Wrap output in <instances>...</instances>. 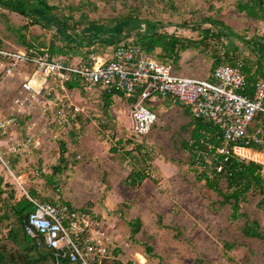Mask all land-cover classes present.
Masks as SVG:
<instances>
[{
	"label": "rangeland",
	"instance_id": "obj_1",
	"mask_svg": "<svg viewBox=\"0 0 264 264\" xmlns=\"http://www.w3.org/2000/svg\"><path fill=\"white\" fill-rule=\"evenodd\" d=\"M49 1L66 14L70 12L69 7L76 8L75 16L84 12L90 20L102 21L134 13L141 20L121 23L106 32L95 26L102 36L127 41H133L139 32L152 30L151 22L157 23L162 31H181L179 34L195 38L198 36L193 30L195 23L209 16L218 17L239 34L224 40L232 45L237 56L245 58L247 65L254 63L246 59L254 58L250 44L261 37L260 41H264V22L238 11L236 0ZM2 11L0 9V41L8 47L19 48L22 45L13 28L25 21L17 14ZM204 28L209 30L210 26L204 25ZM46 31L31 26L26 35L28 38L43 34L47 42L54 33ZM126 34L130 36L125 37ZM215 45L212 42L207 53L185 50L178 65L173 61L168 63L177 74L206 78L211 73V61L217 50ZM258 45L262 49L263 45ZM90 49L94 50L82 47L75 56L86 54L104 61L109 58L113 46L95 44ZM19 70L0 80L2 114L8 112L7 105L24 78V73L19 76ZM121 100H124L121 96L114 95L105 112L100 89L86 94L76 92L72 101L82 108V112L77 115L75 124L67 129L69 134L52 137L55 131L52 126L47 127L45 132L37 134L40 146L31 148L33 152L25 154V159L22 156L19 157L23 159L15 158L14 165L8 159L11 153H6L1 146L2 158L11 167V172L0 161L3 180L0 183L3 191L0 213L6 200L12 202L34 190L38 199L59 197L73 207L95 214L111 241L119 264H264V238L244 237L240 229L245 218L231 221L229 206L219 203L221 198L199 177L200 170L189 165L190 155L182 148V141L190 139L191 116L181 106L158 102L153 106L157 122L148 134L136 136L130 130L129 107ZM23 113L25 115L19 118L16 115L20 122L15 121L12 126L13 137L23 138L26 126L33 118L31 114ZM41 124L37 121L40 129ZM9 135L2 134L0 140H9ZM119 139L123 143L117 147ZM60 143L66 147L69 163L63 166L61 173H53ZM112 147H117L118 151L113 152ZM124 151H130V156ZM259 152L264 153V150ZM258 163L264 164L262 160ZM137 169H144L153 181L146 179L135 187L126 185L124 181L129 173ZM221 186H225L224 181ZM11 192L14 198L10 197ZM259 199L258 193L248 195L242 203V211L250 220H257L264 231V210L257 207ZM136 217L141 219V229L131 237L128 221ZM2 229L3 225L0 234L4 239L6 231ZM224 241H235L236 245L226 250ZM145 245L150 246V252L146 251Z\"/></svg>",
	"mask_w": 264,
	"mask_h": 264
},
{
	"label": "built area",
	"instance_id": "obj_2",
	"mask_svg": "<svg viewBox=\"0 0 264 264\" xmlns=\"http://www.w3.org/2000/svg\"><path fill=\"white\" fill-rule=\"evenodd\" d=\"M242 68L240 57L232 64H216L210 79L186 77L173 72L170 65L159 63L132 40L125 39L119 40L111 56L99 63L94 57L67 55L47 59L25 50L0 47V80L13 75L17 69L25 75L7 106V116L0 112V134H10L9 140H0V147L11 154L30 151L40 146L37 134L45 132L50 125L58 134L67 135V129L82 112L72 101L81 87L85 93L96 89L121 93L129 107L131 133L136 136L148 134L157 122V115L150 107L167 100L188 108L193 118L218 128L221 144L215 148L216 154L224 159L231 154L246 158L239 149L264 150V77L257 78L251 94L242 93L246 85ZM69 83L76 87H69ZM23 112L33 118L23 138L13 137L12 126L15 121L20 122L16 119L25 115ZM37 121L42 123L41 129ZM207 147L208 151L214 148L212 144ZM207 153L201 154L208 157ZM2 154L0 148V161L10 171ZM221 166L217 164V171ZM25 195L34 205L26 218L25 232L31 237H42L46 246L54 251L55 264L60 258L74 264H114L116 257L112 254L111 241L95 214L57 198L40 201L27 192Z\"/></svg>",
	"mask_w": 264,
	"mask_h": 264
},
{
	"label": "trees",
	"instance_id": "obj_3",
	"mask_svg": "<svg viewBox=\"0 0 264 264\" xmlns=\"http://www.w3.org/2000/svg\"><path fill=\"white\" fill-rule=\"evenodd\" d=\"M263 4L264 0H236V8L238 11L245 12L247 16L264 22ZM209 7H212V4H209ZM0 9L1 11L4 10L17 14L25 21V24L13 28L18 33V41L23 49L21 47H8L3 45L1 41L0 47L13 50H25L30 55L47 59L67 55L71 58H85L88 55L75 56L80 53L78 49L86 47L88 51H91L94 49L90 48L95 44L113 46L114 48L120 39L109 38L104 34L102 36L101 33L96 31L95 26H99L103 30L105 29L104 31L106 32L121 23L141 20L134 13L120 14L109 19H103L102 21L90 20L84 12L75 16L73 11L77 9L73 7H69L70 12L66 14L49 0H0ZM150 25L152 26V30L139 32L134 36L133 42L153 57L156 55L158 57H155L157 60L163 61L167 65H170L168 61H173L178 65L181 53L188 49H195L200 53H207L212 46V42L216 43L215 48L217 50L213 56V61H211V71L216 64H232L236 59L240 58L236 55L237 52L232 48V45L224 40L225 38L239 36V34L218 17L209 16L195 23L193 30L198 34L195 38L185 37L177 32L168 33L162 31L155 22H151ZM204 25L210 26V29H205ZM31 26H37L45 31L47 30L46 32L53 31L54 34H51L47 42L43 34L31 35L27 38L26 32ZM129 36V34L125 35V37ZM261 38L258 39L261 40ZM260 40H256L250 44L254 58L246 56L247 61H253L254 63L247 65L245 58H242V71L246 76V85L241 91L242 93L251 94L253 84L257 78L264 77V41ZM59 42L62 43L61 46L58 45ZM259 43L263 45L262 49L258 45ZM172 70L174 71L173 68ZM207 78L210 79L211 75ZM68 85L69 87H76L73 83H69ZM79 88L81 89L80 93L86 94L81 87ZM101 91L105 112H107V108L112 103V97L114 95L123 97L118 91ZM1 108L2 106L0 104ZM150 108L153 109L152 106ZM183 108L184 112L191 116L189 109L186 107ZM7 114L8 112H4L5 116ZM191 126L190 139L182 141V148L186 149L190 155L189 165L195 166L200 170L199 177L205 180V185L208 189L215 192L221 198L219 203L229 206V219L231 221H235L241 217L245 218L240 229L244 237L264 238V231L261 229L258 221L255 219L250 220L242 211V203L248 195L253 193L260 195L257 207L264 210V175L261 173L263 165L258 163L260 160L264 163V153L259 152L262 149L246 147L252 148L254 150L253 152H256L251 158L255 161L249 160L248 158H241L234 154L224 159V156L215 153V148L221 144L218 128L210 122L193 118L192 116ZM122 143L123 141L119 139L115 146L118 147ZM209 144L214 146L211 151H208L207 146ZM117 147H112L111 150L113 152L118 151ZM59 149L58 163L52 167L53 173H61L63 166L69 163L65 155L66 147L64 144L60 143ZM124 152L127 156L131 154L130 151ZM200 152H208V157H205V154H201ZM25 154H30V151H26L23 154H10L8 159L12 160L14 165L13 161L15 158L23 159ZM197 157L199 161H196ZM218 163L222 165L220 171H217L216 168ZM146 179L153 181L144 169H137L131 171L124 182L126 185L135 187L140 186ZM2 181V177H0V183ZM221 181H224V187L221 186ZM2 192L0 189V194ZM27 193L38 199L36 197L38 195L36 191L29 190ZM13 196L14 193L11 192L10 197L12 198ZM56 198L61 202L68 203L64 199ZM54 199L52 197L45 198L47 201H54ZM38 200L43 201L44 199ZM33 210L34 205L25 194L21 195L18 199H14L12 202L7 200L4 202L3 211L0 213V228L3 225L4 229L2 230L6 232L4 233V239H2V235L0 234V264H55L54 251L46 246L42 237H31L25 232L24 226L26 218ZM128 225L130 227V236L133 237L141 229V219L139 217L131 219L128 221ZM235 245V241L223 242V247L226 250L232 249ZM145 249L148 252L151 251L148 245H145ZM112 254L116 257L113 260L114 264H119L116 261L118 257L114 249H112ZM57 264L74 263L70 262L67 258H60Z\"/></svg>",
	"mask_w": 264,
	"mask_h": 264
},
{
	"label": "bare ground",
	"instance_id": "obj_4",
	"mask_svg": "<svg viewBox=\"0 0 264 264\" xmlns=\"http://www.w3.org/2000/svg\"><path fill=\"white\" fill-rule=\"evenodd\" d=\"M97 61V60H96ZM98 63L101 62V61H97ZM239 153L241 155H243L244 157L248 158V159H251L253 157V155L256 153V152H253L252 150L248 149V148H244V149H239L238 150ZM245 158V159H246Z\"/></svg>",
	"mask_w": 264,
	"mask_h": 264
},
{
	"label": "crops",
	"instance_id": "obj_5",
	"mask_svg": "<svg viewBox=\"0 0 264 264\" xmlns=\"http://www.w3.org/2000/svg\"><path fill=\"white\" fill-rule=\"evenodd\" d=\"M177 33H181V31H180V32L178 31ZM111 53H112V52H111ZM110 56H111V54H110ZM110 56H109V57H110ZM181 59H182V53H181ZM181 59H180V60H181ZM22 74H23V73H21L19 76H21ZM24 76H25V75H24ZM122 98H123V97H122ZM123 99H124V98H123ZM121 101L124 103V105H126V102H124L125 100H121ZM164 101H167V100H160L159 103H160V102H164ZM167 102H168V101H167ZM157 103H158V102H157ZM50 126H52V127H53V130L55 131V132H54V135H51V136H52V137L57 136L58 133L56 132L55 127H54L53 125H50ZM68 134H69V133H68ZM64 138H65V137H64ZM38 142H39V141H38ZM39 143H40V142H39ZM41 147H42V146H41ZM30 152H33V151H30Z\"/></svg>",
	"mask_w": 264,
	"mask_h": 264
}]
</instances>
